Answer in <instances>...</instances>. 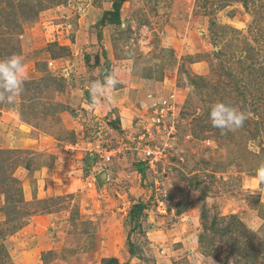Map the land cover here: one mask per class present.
Listing matches in <instances>:
<instances>
[{"label":"rangeland","instance_id":"rangeland-1","mask_svg":"<svg viewBox=\"0 0 264 264\" xmlns=\"http://www.w3.org/2000/svg\"><path fill=\"white\" fill-rule=\"evenodd\" d=\"M13 54L28 79L0 104V264H264V0H0ZM216 102L251 115L222 131Z\"/></svg>","mask_w":264,"mask_h":264},{"label":"clouds","instance_id":"clouds-1","mask_svg":"<svg viewBox=\"0 0 264 264\" xmlns=\"http://www.w3.org/2000/svg\"><path fill=\"white\" fill-rule=\"evenodd\" d=\"M28 79L27 65L22 55L13 54L0 59V104L12 105L25 91V82ZM119 81L114 75H107L103 81L96 80L90 86V95L93 104L106 101L113 102V93ZM251 113L240 107L224 102H216L211 106L209 119L212 127L222 131L235 132L241 129ZM258 177L264 181V164L257 170Z\"/></svg>","mask_w":264,"mask_h":264},{"label":"built area","instance_id":"built-area-1","mask_svg":"<svg viewBox=\"0 0 264 264\" xmlns=\"http://www.w3.org/2000/svg\"><path fill=\"white\" fill-rule=\"evenodd\" d=\"M164 106H166L165 108H167L169 110V106L166 103V101H163V103L162 104H159V105L155 104V106H154V112L155 113L153 115V118H154V120H153V122H154L153 129H155L156 132H157V130L160 127H162L161 126V120H162V113H161V111L163 110V107ZM158 125L160 126L159 128H158ZM150 131L151 130H149V131L146 130L147 133H145V135L149 134ZM152 132H154V131H152ZM151 135H152V133L149 134L148 138H150ZM120 151L121 150H120L119 147H117L115 149H111L109 151H105L104 150V152L102 153L101 158L103 159V162L108 163V162H110L111 158L113 157V153H115V152L116 153H120ZM165 151H166L165 149H163V151H159V155H160L161 152H164L163 156L166 157L167 155L165 154ZM142 152H143V156H144L143 159H142V161L145 162L146 165L149 166L150 168H154V165L157 162V154H156L157 152H156V149L150 148V146H149L148 148L143 149Z\"/></svg>","mask_w":264,"mask_h":264},{"label":"trees","instance_id":"trees-1","mask_svg":"<svg viewBox=\"0 0 264 264\" xmlns=\"http://www.w3.org/2000/svg\"><path fill=\"white\" fill-rule=\"evenodd\" d=\"M112 8H113L112 11L105 13L101 20L104 21L106 19V17H112V21L111 22H114V21H115V23L119 22L118 21V17H117V13H118L117 4L113 3L112 4ZM112 261H113L112 259H103L102 260V262H105V263H109V262L111 263Z\"/></svg>","mask_w":264,"mask_h":264}]
</instances>
